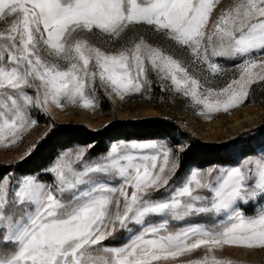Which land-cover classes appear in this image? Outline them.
<instances>
[{
  "label": "snow or ice",
  "instance_id": "snow-or-ice-1",
  "mask_svg": "<svg viewBox=\"0 0 264 264\" xmlns=\"http://www.w3.org/2000/svg\"><path fill=\"white\" fill-rule=\"evenodd\" d=\"M257 87L264 0H0V149L18 148L41 116L47 125L0 171V264H248L226 253H264V125L200 162L189 156L205 145L178 118L103 147L56 123L136 95L156 107L178 97L210 121L255 102ZM61 131L45 163L22 167Z\"/></svg>",
  "mask_w": 264,
  "mask_h": 264
},
{
  "label": "rangeland",
  "instance_id": "rangeland-1",
  "mask_svg": "<svg viewBox=\"0 0 264 264\" xmlns=\"http://www.w3.org/2000/svg\"><path fill=\"white\" fill-rule=\"evenodd\" d=\"M155 93V100L159 102V89H156ZM101 95L103 96V92ZM254 100L255 102H245L243 106L234 108L230 113L221 112L216 114L212 120L205 121L202 117L193 115L191 108L183 110L178 97L175 98L174 102L164 103L160 107L154 106L151 101L142 99L138 95L123 101L117 99L115 105L104 98L101 107L95 113L70 108L66 113L56 116V123H75L84 125L89 129H103L105 123L113 119L110 113L113 108H116L114 122L141 121L144 120L142 118L145 116H150V119L164 117L163 119L168 121L178 118L177 123L188 122L189 130L194 133L195 138L205 142H221L240 136L245 129L257 128L264 124V88L257 87L254 89ZM46 128L45 118L41 116L38 126L18 148L9 151L0 149V165H6L9 160H14L27 147V144L40 136ZM260 139L261 136L258 134L253 143ZM226 254L246 261L248 264H264V253L261 252L246 253L243 250H232Z\"/></svg>",
  "mask_w": 264,
  "mask_h": 264
},
{
  "label": "trees",
  "instance_id": "trees-1",
  "mask_svg": "<svg viewBox=\"0 0 264 264\" xmlns=\"http://www.w3.org/2000/svg\"><path fill=\"white\" fill-rule=\"evenodd\" d=\"M264 125V124H262ZM57 126L62 129L71 128V135L78 137L81 140H86L89 137L95 136V138L100 141V147H103V142L109 135H122L128 137H147L152 136L158 132H162L171 127L168 120L164 119H150L141 121H117L107 129H100V131L93 132L92 129L75 123L68 124H58ZM258 129V127H257ZM67 134L66 131H61L57 135L49 137L47 140L41 142L37 152L32 155L26 163L22 165L24 168H34L38 165L45 163L53 151V146L58 139H62ZM196 142L198 145H205L204 147H197L190 154V160H198L200 162H205L209 159H213L218 156L223 155L221 149L215 148L213 143L219 142H205L197 138ZM239 143V141H237ZM5 165H0V171H3Z\"/></svg>",
  "mask_w": 264,
  "mask_h": 264
}]
</instances>
